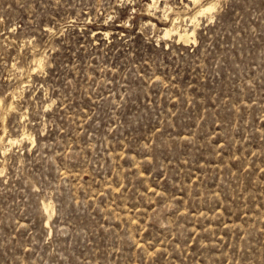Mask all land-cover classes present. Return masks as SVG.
<instances>
[{"label": "rangeland", "instance_id": "rangeland-1", "mask_svg": "<svg viewBox=\"0 0 264 264\" xmlns=\"http://www.w3.org/2000/svg\"><path fill=\"white\" fill-rule=\"evenodd\" d=\"M0 264H264V0H0Z\"/></svg>", "mask_w": 264, "mask_h": 264}, {"label": "bare ground", "instance_id": "bare-ground-1", "mask_svg": "<svg viewBox=\"0 0 264 264\" xmlns=\"http://www.w3.org/2000/svg\"><path fill=\"white\" fill-rule=\"evenodd\" d=\"M214 7H215V4H207V5L200 6V8L197 10V12L194 14V16L191 18L192 19L191 20V23H193L196 20V18H197L196 14L197 15L206 14V13L210 12L211 10H213ZM174 25H175V23H174ZM171 32H174L178 36V39H182L183 41H188L190 39V36L193 35V32L192 31L191 32H188L186 29H184L183 31H181V30H178V28H175V30H173V29L167 30L166 29L164 34H165V36H168V35H170ZM8 142L10 144H13L15 141H12L11 139H9Z\"/></svg>", "mask_w": 264, "mask_h": 264}]
</instances>
